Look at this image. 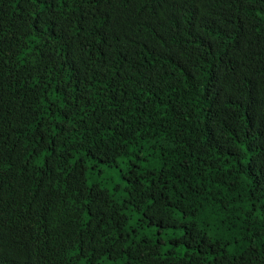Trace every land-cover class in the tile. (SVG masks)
I'll list each match as a JSON object with an SVG mask.
<instances>
[{"label": "trees", "instance_id": "1", "mask_svg": "<svg viewBox=\"0 0 264 264\" xmlns=\"http://www.w3.org/2000/svg\"><path fill=\"white\" fill-rule=\"evenodd\" d=\"M0 176V264H264V0H0Z\"/></svg>", "mask_w": 264, "mask_h": 264}, {"label": "rangeland", "instance_id": "2", "mask_svg": "<svg viewBox=\"0 0 264 264\" xmlns=\"http://www.w3.org/2000/svg\"><path fill=\"white\" fill-rule=\"evenodd\" d=\"M115 171V167L105 168L101 173H97V175L94 176V179L104 185L110 186L113 181L118 182Z\"/></svg>", "mask_w": 264, "mask_h": 264}, {"label": "bare ground", "instance_id": "3", "mask_svg": "<svg viewBox=\"0 0 264 264\" xmlns=\"http://www.w3.org/2000/svg\"><path fill=\"white\" fill-rule=\"evenodd\" d=\"M227 5V4H226ZM257 5V4H256ZM237 8V7H236ZM261 9V8H260ZM230 10V9H229ZM232 11V10H231ZM233 13H234V11H233ZM252 16V15H251ZM240 19V18H239ZM221 21V20H220ZM249 28V27H248ZM255 31V30H254ZM260 31V30H259ZM254 38V37H253ZM263 40V39H262ZM254 41V40H253ZM1 177V176H0ZM34 217V216H33ZM31 221V220H30ZM51 227H53V226H51ZM55 229V228H54ZM82 246V245H81ZM70 250V249H69ZM9 252V251H8ZM95 255V254H94ZM94 257V256H93ZM88 259V258H87ZM89 260V259H88ZM10 263V262H9ZM61 263V262H60ZM120 263V262H119Z\"/></svg>", "mask_w": 264, "mask_h": 264}]
</instances>
